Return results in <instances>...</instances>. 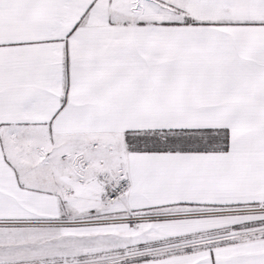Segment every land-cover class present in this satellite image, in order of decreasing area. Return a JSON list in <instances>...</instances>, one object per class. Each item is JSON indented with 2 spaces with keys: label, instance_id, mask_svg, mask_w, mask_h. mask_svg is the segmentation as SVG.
<instances>
[{
  "label": "snow or ice",
  "instance_id": "snow-or-ice-1",
  "mask_svg": "<svg viewBox=\"0 0 264 264\" xmlns=\"http://www.w3.org/2000/svg\"><path fill=\"white\" fill-rule=\"evenodd\" d=\"M0 264H264V0H0Z\"/></svg>",
  "mask_w": 264,
  "mask_h": 264
}]
</instances>
